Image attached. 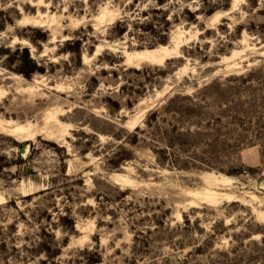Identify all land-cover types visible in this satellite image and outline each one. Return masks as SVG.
Listing matches in <instances>:
<instances>
[{"label": "rangeland", "instance_id": "1", "mask_svg": "<svg viewBox=\"0 0 264 264\" xmlns=\"http://www.w3.org/2000/svg\"><path fill=\"white\" fill-rule=\"evenodd\" d=\"M1 89L0 120L70 130L0 132V264H264V0H0Z\"/></svg>", "mask_w": 264, "mask_h": 264}, {"label": "bare ground", "instance_id": "2", "mask_svg": "<svg viewBox=\"0 0 264 264\" xmlns=\"http://www.w3.org/2000/svg\"><path fill=\"white\" fill-rule=\"evenodd\" d=\"M246 1L248 0H231V10L236 9L239 5L243 4ZM104 13L105 11L102 12L101 17L99 18L100 21L105 18L106 13L105 15ZM229 14L230 13H225L226 16ZM222 18H223L222 15L217 14L209 20L208 25L211 23L212 24L216 23L218 20ZM111 20L112 18H110L108 21ZM42 23L43 22L40 21V19L34 17L33 18L26 17L19 21V24L23 26H30L36 24L39 25ZM183 46H184V41L178 38V39H174V42L171 45L158 46L157 48L154 49L125 52L124 55L125 62L132 67L140 66V65L160 66L163 65L167 60L179 57L180 49ZM99 51H100V47L97 49L95 55H99L98 53ZM6 79L22 81V79L19 76H10L7 77ZM35 83H37V81H35ZM26 86H27L26 90L29 93V95L34 96V92L32 90L31 84L29 82L28 83L26 82ZM6 93L7 92L5 90L1 89L0 99L3 98ZM47 105H50L51 107L53 106L50 103ZM60 113L61 110L58 109V107L51 108L50 110L47 109L43 113H41V115H38L37 118L38 121L36 122V124H32L30 122H26L25 124H20L12 120L11 121L0 120V132L6 134L8 137L13 138L15 141L19 143L30 142L34 140L36 137H40V136H42L46 141H50V142L57 141L60 143L64 141L65 137L69 136L68 130H70V125L60 122L58 118V116L61 115ZM135 123H136L135 121H132V123L130 124L131 127H135ZM27 150L28 149L25 150V154L27 153ZM204 180L205 183H208L211 186L213 185L219 186L220 184H223L224 186L225 185L230 186L229 184L233 183V180L231 178H227L223 176H210V174L205 175ZM213 189L212 187L210 188L209 186L207 188L205 187L204 189H201L200 191H185V194L191 197L189 203L192 205V207H194V205H197L199 202L201 203L214 202L215 198L219 196V193L215 192V189L217 188H215L214 190ZM23 193H24L23 196H26V191H23ZM221 196L230 199L232 198L227 194H222Z\"/></svg>", "mask_w": 264, "mask_h": 264}, {"label": "water", "instance_id": "3", "mask_svg": "<svg viewBox=\"0 0 264 264\" xmlns=\"http://www.w3.org/2000/svg\"><path fill=\"white\" fill-rule=\"evenodd\" d=\"M26 147H28V146H26ZM24 151V150H23ZM263 184H264V182H263Z\"/></svg>", "mask_w": 264, "mask_h": 264}]
</instances>
